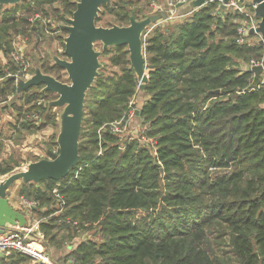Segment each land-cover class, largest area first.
Masks as SVG:
<instances>
[{"label":"trees","instance_id":"16d2710c","mask_svg":"<svg viewBox=\"0 0 264 264\" xmlns=\"http://www.w3.org/2000/svg\"><path fill=\"white\" fill-rule=\"evenodd\" d=\"M53 1L23 0L1 11L6 58L17 37H40L39 17L30 15L38 9L41 17L38 7ZM76 2L60 1L62 12L71 17ZM137 2L118 0L108 9L114 21L108 27L151 15L150 8L133 9ZM185 13L143 33V89L125 46L101 50L113 51L109 61L116 70H100L85 94L77 165L61 180L23 184L44 186L28 191L37 202L32 215L41 205H56L60 215L39 223L50 243L57 245L53 230L62 228L75 233L95 227L100 235L98 242L85 239L69 248L64 263L264 264V86L246 71L264 49L253 35L239 34L246 17L216 1ZM9 61L0 62L1 97L10 91L26 105L56 98L41 87L16 96L14 82L4 78L15 71ZM39 62L43 73L62 81V69ZM130 101L138 115L125 132H114L110 124L124 123ZM35 103L27 112L39 111L38 119L24 120V129L51 120V108ZM11 170L0 165V176ZM0 264L42 263L12 251L0 255Z\"/></svg>","mask_w":264,"mask_h":264},{"label":"water","instance_id":"95a60500","mask_svg":"<svg viewBox=\"0 0 264 264\" xmlns=\"http://www.w3.org/2000/svg\"><path fill=\"white\" fill-rule=\"evenodd\" d=\"M23 0H0V5H14ZM213 0H190L189 11L212 2ZM230 0H222L226 6ZM244 5L245 0H238ZM107 0H77L71 17L64 26L66 36L63 40V54L66 59L53 56V64L65 71L67 82H62L54 76L45 74L35 67L32 76L23 81L15 80L16 96L32 87H41V93H52L55 99L48 101L49 108L61 107L59 115V130L56 137V152L48 151L47 158L29 162L23 171H15L0 181V233L9 230L10 226L23 227L29 224L26 217L13 208L7 199V191L17 181L23 184H37L44 180H61L69 174L78 163V143L84 112L85 94L90 89L101 68L100 52L94 48L95 43L102 45V50L108 47L125 46L128 50V60L133 72L143 89L146 82L145 53L143 33L150 26H162L167 20L165 12L148 15L136 20L132 16L128 25L110 27L98 26L96 18L100 7ZM254 16L258 19L250 34L260 36L258 44L264 49V0H251ZM264 70V60L257 66H246V71L258 78ZM214 93H218L215 91ZM138 115V110H135Z\"/></svg>","mask_w":264,"mask_h":264},{"label":"rangeland","instance_id":"374dc122","mask_svg":"<svg viewBox=\"0 0 264 264\" xmlns=\"http://www.w3.org/2000/svg\"><path fill=\"white\" fill-rule=\"evenodd\" d=\"M60 1L62 0L53 1L50 6L46 4H42L41 6H39L38 8L42 7L44 11V14L41 17V13L38 11V9H35L34 12L30 15V18H32L33 15L39 17L38 26H42V29L38 31L40 33L39 38H35L32 36L26 41V39L18 37L16 40H14V47L12 49L13 53L17 54L18 56H21L24 61H27L32 64L34 68L41 67V63L39 62L40 60L47 61L49 64L53 63V56L59 57L61 59H66L63 54V40L66 36V32L62 31L61 28H64V26L67 25V20L65 21L64 19H68L70 17L62 12L60 8ZM107 1L108 7H100V20L96 23L98 26L108 27L111 23H114V21L112 20V16L108 13V9H111L118 0ZM129 1H138L137 4H134L133 9L142 10L144 13H146L148 12L149 5L153 0ZM163 1L164 0H158V2ZM250 3L251 0H245L244 2L245 7L243 11L248 15H252L253 13V8ZM0 9L1 13V11L3 12L4 9H11V7L7 5L6 7H2ZM21 11L22 10H19L17 11V13L21 14ZM149 11H151V9ZM255 37L256 38H254V40L258 39L257 36ZM21 46L23 49L20 48ZM94 48L96 51L101 52L102 45L100 43H95ZM19 50L23 53H21L22 55L18 54ZM112 53L113 51L108 55H99V62L101 64V68L98 70V72L101 70L103 73L108 74L111 71L116 70V68L113 67L109 61V57ZM9 60L11 59L3 56L1 64H6L7 62H10ZM4 69L7 70V68ZM54 75L57 76V74ZM58 76L61 78L60 80H65V82H67V76L65 71H58ZM38 101L41 103L42 106L48 103V101ZM35 102L37 103V101ZM0 103H2L0 105V107L2 106L0 108V165L1 167L12 169L6 175L0 176L1 181L9 174L15 171L25 170L27 164L30 161H33L37 158H47L48 151L56 152L57 145L54 146L53 142L56 143V137L59 130V115L62 112L63 108H51V111L49 112L52 116L51 120L49 121V123L43 125L41 128H39V125L38 127H36V129H24L21 123L24 120L31 121L34 115H36L37 113L39 114L38 111L27 112V109L34 103L31 102L29 105H26L25 99H13L12 93L10 91H8L4 95V97L0 96ZM32 126L35 125L32 124ZM125 131L126 130L122 132ZM35 189H44V186L36 185L35 187L29 189L24 188V185L21 181H17L12 184V186H10L7 192V196L10 197V199H13L17 196H21L24 199L36 202L33 194L28 193V191H34ZM55 207L56 205L39 206L37 208V213L34 215L31 214L29 224L34 223L35 227L39 229L40 222H47L49 219H51V217L59 216V212H54L53 210V208ZM44 213L46 214L45 217L43 216ZM62 229L63 230H53L54 232L57 231L56 239L58 242L56 246L55 244H52L45 238H43L42 232L41 237L39 238L43 252L48 258L49 262L52 264H59V262L65 264L63 262L65 259H63V255H66L69 252V248L71 249L80 241H83L85 239H91L96 242L100 241V235L96 232L95 227L87 229L85 231H77L75 233L67 232L66 230H64V228ZM35 230L36 229H34L33 231ZM230 258H232L231 254ZM33 260L34 262H38L35 259Z\"/></svg>","mask_w":264,"mask_h":264},{"label":"built area","instance_id":"2783aa9c","mask_svg":"<svg viewBox=\"0 0 264 264\" xmlns=\"http://www.w3.org/2000/svg\"><path fill=\"white\" fill-rule=\"evenodd\" d=\"M189 1L190 0H164L163 2H158V0H153L151 1L149 8L151 9L152 14L160 13L162 11L165 12L167 15L166 22H174L188 15V13H184V14L177 13L176 7L178 8L180 6H187ZM213 1L218 2L223 8L231 9L237 14H241L246 17L245 20L240 22V27L238 29L239 34L245 37L250 34L251 29L252 30L255 29L258 19L254 16V13H252V15L246 14L243 11L245 6L240 5L238 0H230L226 6L222 5V0H213ZM251 6L252 8L254 7L252 4ZM252 35L254 36V38H256L255 36H257L258 39L256 40L257 41L259 40L260 36L258 34L254 33ZM18 52L19 55L23 54L20 50ZM9 57L13 62V64L15 65V71H7L4 75V78L14 77V79L20 78L23 81H25L32 76L33 72L31 71L29 62L24 61L21 56L14 54L13 51H11ZM263 60L264 57L260 61H251L250 64H248L247 66L252 67V66L260 65L262 64ZM259 77H260L259 85L264 86V70L262 71ZM13 82L15 84V80H13ZM132 103L133 101H130L128 103V109L126 111V118L124 123L118 121L110 124V127L114 132H122L126 130L127 123L133 121L135 116V109L132 107ZM1 104L2 103H0V105ZM36 104L37 107L41 106V103L39 101H37ZM34 119H38V113L33 116V120ZM145 141L151 142L150 140H145ZM52 193L56 198L61 199V196L59 195L57 189H54ZM36 206H37V202L29 201L19 196L18 204L16 205V208L26 217L28 222H30L31 210L35 209ZM34 229L36 230L33 231ZM40 237H41V232L39 231L38 228L35 227L34 223L23 227L10 226L9 230L0 233V255L5 256L10 254L12 251H17L19 253L28 255L32 259H35L36 261L42 264H52L49 262L48 258L45 256L43 252L42 245L39 240ZM65 264H79V263H76L72 258H70L65 262Z\"/></svg>","mask_w":264,"mask_h":264},{"label":"crops","instance_id":"0c3cea01","mask_svg":"<svg viewBox=\"0 0 264 264\" xmlns=\"http://www.w3.org/2000/svg\"><path fill=\"white\" fill-rule=\"evenodd\" d=\"M184 8V9H183ZM177 13L179 14H184L186 11H187V6L183 7V6H180L176 9ZM18 38V37H17ZM22 48V46L20 47ZM23 49V48H22ZM3 53L0 52V62L3 60ZM2 59V60H1ZM30 162H33V161H30ZM8 192V191H7ZM7 199H8V203L15 209L16 208V205L18 204V199H19V196L13 198V199H10V197L7 196ZM59 264H62V262H59Z\"/></svg>","mask_w":264,"mask_h":264}]
</instances>
